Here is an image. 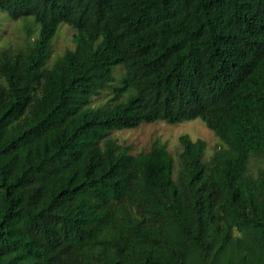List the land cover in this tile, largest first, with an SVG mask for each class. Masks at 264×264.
Masks as SVG:
<instances>
[{"label":"trees","instance_id":"1","mask_svg":"<svg viewBox=\"0 0 264 264\" xmlns=\"http://www.w3.org/2000/svg\"><path fill=\"white\" fill-rule=\"evenodd\" d=\"M0 12L35 23L0 47V264H264V0ZM62 23L75 47L49 63ZM197 118L210 156L188 134L177 158L111 137Z\"/></svg>","mask_w":264,"mask_h":264},{"label":"rangeland","instance_id":"2","mask_svg":"<svg viewBox=\"0 0 264 264\" xmlns=\"http://www.w3.org/2000/svg\"><path fill=\"white\" fill-rule=\"evenodd\" d=\"M29 21L34 23V18L29 17L12 20L6 14H0V47L23 44V40L25 39L24 22L28 23ZM74 34L75 30L67 23H62L60 25L52 40L53 54L49 63L54 62V60H56L67 49H73L75 47L73 40ZM35 37L36 35L34 33L33 38ZM105 100L106 97L102 95L96 96L94 97L92 104L94 106L99 105ZM184 134H188L194 140H205L208 146L206 151L207 156H210L216 148L222 147L223 145L220 138H218L200 118L177 124H170L165 121L143 123L134 129L114 131L112 132L111 137L117 139L119 143L123 145H131L133 147V154L149 150L152 144L159 140L166 144L170 152L175 158H177L180 152L179 138Z\"/></svg>","mask_w":264,"mask_h":264}]
</instances>
